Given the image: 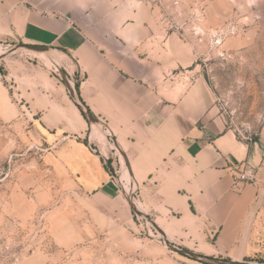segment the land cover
Returning <instances> with one entry per match:
<instances>
[{
  "label": "crops",
  "instance_id": "obj_1",
  "mask_svg": "<svg viewBox=\"0 0 264 264\" xmlns=\"http://www.w3.org/2000/svg\"><path fill=\"white\" fill-rule=\"evenodd\" d=\"M141 6L122 0H0V44L45 45L74 61L83 74L80 97L126 153L136 202L168 240L224 251L236 260L264 255V125L250 141L227 127L198 74L194 47L159 32ZM190 73H197L191 82ZM2 79L0 72V121L11 123L19 110ZM75 105H69L68 117L61 111L57 117L77 131L85 125ZM63 134L51 139L57 138V151L50 157L61 186L115 201L102 154ZM246 164L254 168L251 182L240 179Z\"/></svg>",
  "mask_w": 264,
  "mask_h": 264
},
{
  "label": "rangeland",
  "instance_id": "obj_2",
  "mask_svg": "<svg viewBox=\"0 0 264 264\" xmlns=\"http://www.w3.org/2000/svg\"><path fill=\"white\" fill-rule=\"evenodd\" d=\"M124 1L141 2L142 16L154 19L159 32L194 47L215 112L240 138L256 139L264 125V0ZM12 45L0 44L2 80L19 110L13 122L0 121V264H264V255L236 260L224 251L188 249L165 238L135 211L132 196L142 210L137 186L108 130L99 125L106 135L96 133L76 105L82 129L57 117L59 111L68 117L73 102L61 72L74 91L83 77L74 61L55 48V56L26 47L6 53ZM195 77L190 73V82ZM57 132L102 154L115 201L61 186L51 162Z\"/></svg>",
  "mask_w": 264,
  "mask_h": 264
},
{
  "label": "water",
  "instance_id": "obj_3",
  "mask_svg": "<svg viewBox=\"0 0 264 264\" xmlns=\"http://www.w3.org/2000/svg\"><path fill=\"white\" fill-rule=\"evenodd\" d=\"M20 47H26L27 49L30 50H34L37 52H44V53H51L52 49L49 46H45V45H36V44H16L14 46H12L9 50H7L6 53L10 52V51H17V49H19ZM6 55V54H5ZM62 76H63V80L66 84V86L68 87L69 91H70V96L72 98V100L74 101V103L81 109V111L84 113V115L86 116V118L89 120L90 124H98L101 125L102 122L101 120L94 115V113L87 107L85 106V103L83 101V99L80 97V93L79 90L77 89V91H74L71 87V83L69 82V79L67 78V75L65 74L64 71L61 72ZM112 140L114 141L115 146L119 149L121 155L123 156L124 160H125V164L126 167L128 169V173L130 175V178H133V174H132V170H131V165L129 163V160L127 158L126 153L120 148L119 144L117 143V141L115 140V137L112 136ZM132 198H134V196H132ZM131 198L132 203L134 204V208L135 211L138 214H143L146 218H148L149 221H152L155 228L160 231V233H162V235L167 238V235L165 233V231L149 216L147 215L145 212H143L141 209H137V205L135 203V201ZM191 256H196L195 253H190ZM226 264H240L239 261H230Z\"/></svg>",
  "mask_w": 264,
  "mask_h": 264
},
{
  "label": "built area",
  "instance_id": "obj_4",
  "mask_svg": "<svg viewBox=\"0 0 264 264\" xmlns=\"http://www.w3.org/2000/svg\"><path fill=\"white\" fill-rule=\"evenodd\" d=\"M240 179L251 182L255 179L254 168L250 164H246L240 173Z\"/></svg>",
  "mask_w": 264,
  "mask_h": 264
},
{
  "label": "bare ground",
  "instance_id": "obj_5",
  "mask_svg": "<svg viewBox=\"0 0 264 264\" xmlns=\"http://www.w3.org/2000/svg\"><path fill=\"white\" fill-rule=\"evenodd\" d=\"M51 55L52 56H55V54L52 52L51 53ZM57 59H58V57H57ZM57 65H58V62H57ZM92 126H94V128H95V132L96 133H100L99 131H100V128H99V125L98 124H93ZM106 135V134H105ZM124 175V174H123ZM128 179V177L126 176V174L124 175V178H122L121 180H123V181H125V180H127ZM128 182V181H127ZM125 184V187H129V185H127L126 183H124ZM138 208H139V206H138Z\"/></svg>",
  "mask_w": 264,
  "mask_h": 264
}]
</instances>
